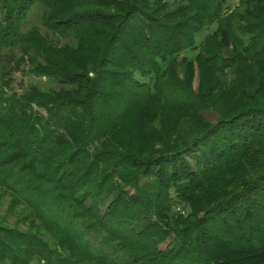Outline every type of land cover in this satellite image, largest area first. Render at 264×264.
I'll return each instance as SVG.
<instances>
[{
	"label": "trees",
	"instance_id": "16d2710c",
	"mask_svg": "<svg viewBox=\"0 0 264 264\" xmlns=\"http://www.w3.org/2000/svg\"><path fill=\"white\" fill-rule=\"evenodd\" d=\"M62 212L122 264H264V0H0V264H118Z\"/></svg>",
	"mask_w": 264,
	"mask_h": 264
},
{
	"label": "rangeland",
	"instance_id": "374dc122",
	"mask_svg": "<svg viewBox=\"0 0 264 264\" xmlns=\"http://www.w3.org/2000/svg\"><path fill=\"white\" fill-rule=\"evenodd\" d=\"M229 1L231 4L236 5L239 0H229ZM171 9H174V8H171ZM43 10H44V8L42 5H39L32 10V13H31V15L28 19V23H27L28 28L33 27V26H40ZM210 32L211 31H207L205 34H208ZM202 38H201V36H199L197 41L200 42V40ZM30 82H31V78L26 72V67L23 65L22 70H20L14 74L13 89L16 92L21 93L23 91V89L26 88ZM215 117H216L215 115H212L211 119L214 121ZM49 205H50V208H52V206H54V207L56 206L54 203L53 204L48 203L47 207ZM177 211L179 212L181 210L177 209ZM65 213L64 212H62V214L60 213L61 218H62V223H61L62 225H60L61 227L62 226L64 228L73 227L74 231L78 234L79 237H82V234L85 233L87 235V239H85V241L89 242L91 249L94 253H95V250L104 249L106 251V253H104V255L109 257L113 261H116V263L122 264L125 261V255H124V253H121V249H117V248L111 246L110 244H108V242H105L106 240H103L102 236H100V235L90 234V232L86 229V227L83 228L81 226L82 222L80 219L79 220L75 219V220L71 221L68 218L67 214H65ZM53 222H54V220H53ZM108 241L111 244L113 243L110 240H108ZM32 260H33L32 264H45V262L40 260L38 257H32Z\"/></svg>",
	"mask_w": 264,
	"mask_h": 264
}]
</instances>
